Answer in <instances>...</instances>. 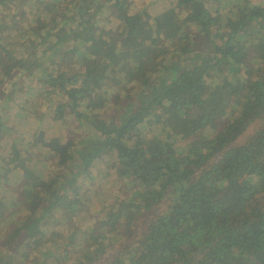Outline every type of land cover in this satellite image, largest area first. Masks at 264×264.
<instances>
[{"label":"trees","instance_id":"1","mask_svg":"<svg viewBox=\"0 0 264 264\" xmlns=\"http://www.w3.org/2000/svg\"><path fill=\"white\" fill-rule=\"evenodd\" d=\"M0 264H264V0H0Z\"/></svg>","mask_w":264,"mask_h":264},{"label":"rangeland","instance_id":"2","mask_svg":"<svg viewBox=\"0 0 264 264\" xmlns=\"http://www.w3.org/2000/svg\"><path fill=\"white\" fill-rule=\"evenodd\" d=\"M254 1H259V0H254ZM26 83H27V85H25V87L23 88L22 93H25V94H27V95L30 97V94H28V90H31V89H32V91H33L32 84H31V88H30V82L28 81V82H26ZM34 88H35V87H34ZM22 93H21V94H22ZM19 95H20V94H19ZM28 96H27L26 98H24V100H25V101L29 100V102L32 103V100H31ZM23 102H24V101H23ZM40 114H41V112H40ZM10 122H11V121H10ZM26 127H27V125H25L24 127H19V128H20L21 131H23V129H26ZM45 129H46V127H45ZM63 132H64V131H62L61 129H59V130H57V132H56L55 135L61 137V136L63 135ZM94 171H95V170H94Z\"/></svg>","mask_w":264,"mask_h":264}]
</instances>
